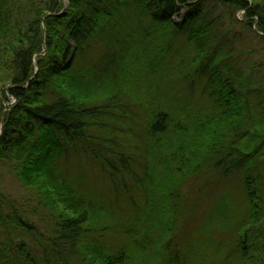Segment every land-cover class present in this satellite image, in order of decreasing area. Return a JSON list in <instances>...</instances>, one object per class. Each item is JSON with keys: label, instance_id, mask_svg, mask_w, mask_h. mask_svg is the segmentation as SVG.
Listing matches in <instances>:
<instances>
[{"label": "trees", "instance_id": "obj_1", "mask_svg": "<svg viewBox=\"0 0 264 264\" xmlns=\"http://www.w3.org/2000/svg\"><path fill=\"white\" fill-rule=\"evenodd\" d=\"M0 264H264V0H0Z\"/></svg>", "mask_w": 264, "mask_h": 264}, {"label": "rangeland", "instance_id": "obj_2", "mask_svg": "<svg viewBox=\"0 0 264 264\" xmlns=\"http://www.w3.org/2000/svg\"><path fill=\"white\" fill-rule=\"evenodd\" d=\"M236 16L237 18L240 19V13L236 14ZM245 35L248 37V39L250 40L253 39L249 32H245ZM5 186L7 188L6 193L12 195L14 198H20L21 196H24L25 194V191L19 186L16 180L10 175L6 177Z\"/></svg>", "mask_w": 264, "mask_h": 264}, {"label": "water", "instance_id": "obj_3", "mask_svg": "<svg viewBox=\"0 0 264 264\" xmlns=\"http://www.w3.org/2000/svg\"><path fill=\"white\" fill-rule=\"evenodd\" d=\"M67 8V3L64 1V8L63 10H65Z\"/></svg>", "mask_w": 264, "mask_h": 264}]
</instances>
